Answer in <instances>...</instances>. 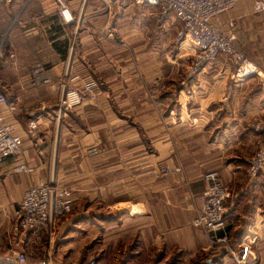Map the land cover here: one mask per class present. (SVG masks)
<instances>
[{"label": "crops", "instance_id": "obj_1", "mask_svg": "<svg viewBox=\"0 0 264 264\" xmlns=\"http://www.w3.org/2000/svg\"><path fill=\"white\" fill-rule=\"evenodd\" d=\"M258 1L264 0H238L218 24L228 32L225 24L234 22L237 47L264 72V11L253 9ZM23 2L0 3V23L21 9L19 23L0 27L6 35L0 95L7 100L0 115L23 142L18 156L0 159V264H15L12 248L26 252L25 264H241L253 238V264H264V170L247 179L248 160L262 142L251 128L264 120L258 80L234 81L226 55L193 73L184 63L188 43L173 47L181 24L172 16L159 19L156 7L87 0L75 32L62 23L54 0ZM69 5L74 12L80 0ZM118 38L129 45L121 47ZM36 64L48 84L33 77ZM66 72L96 80V96L57 120ZM152 89L157 96H150ZM91 148L98 153L88 154ZM20 165L30 172H17ZM210 171L230 191L228 253L208 249L224 231L192 226ZM41 180L72 189L75 201L52 239L36 242L12 227L24 192ZM137 203L143 216L129 213Z\"/></svg>", "mask_w": 264, "mask_h": 264}, {"label": "built area", "instance_id": "obj_2", "mask_svg": "<svg viewBox=\"0 0 264 264\" xmlns=\"http://www.w3.org/2000/svg\"><path fill=\"white\" fill-rule=\"evenodd\" d=\"M23 1V5L26 6L33 0ZM70 1L54 0V3L62 23L64 25L72 24L75 32H77L83 23V11L87 0H80V6L74 12L69 5ZM129 1L133 6L156 7L161 19L172 16L181 24L176 41L179 45L184 41L188 42L193 47L196 53V61L192 68L193 73L198 72L201 67L207 64L214 63L220 55H226L233 67L232 78L234 81L242 82L253 78L258 80L264 89V72L258 69L236 45L234 22L229 21L225 24L229 29L228 32H223L222 27L218 24L222 15L235 9L238 0H108L119 8H124ZM13 2L15 0H0V3L4 5H10ZM253 9L255 12L264 11V1L256 2ZM38 18L37 14L32 16L33 20ZM14 22L12 24H15ZM5 39L6 35L0 36V48ZM32 75L42 84L46 85L50 82L41 65L36 64L33 67ZM76 80L80 81V87L71 84ZM96 89L97 82L92 77H70L67 72L64 73L59 81L60 95L54 114L56 119L59 120L64 112L79 106L84 98L94 97ZM6 101V97L0 95V106L4 105ZM28 127L31 131L35 130L36 124L30 122ZM255 131L261 133L262 142L248 162L247 172L251 177L264 170V122H257ZM22 144V139L14 133V127L7 124L0 115V159L18 156L21 153ZM97 153L98 150L95 148L88 150L90 155ZM15 170L17 172H30V169L24 165L16 167ZM176 172L179 170L177 169ZM203 181L206 183V189L203 193L200 209L192 221V226L205 230L207 233L224 231L222 237L209 240L208 249L217 248L228 253L231 248L225 230L227 225L224 214L230 191L219 181V175L216 171L204 174ZM74 201L75 196L72 189L60 186L53 181L41 180L24 192L18 209L14 213L15 223L12 230L16 233H29L36 242L43 237L50 241L55 234L59 221L72 212ZM129 213L135 216H143L146 211L142 204L137 203L133 205ZM254 241L255 238L244 246L243 255L238 263H255L256 254L249 246ZM9 259L15 264H25L27 254L22 249L12 248L9 251ZM39 264H46V261ZM87 264L96 263L94 259H91Z\"/></svg>", "mask_w": 264, "mask_h": 264}, {"label": "rangeland", "instance_id": "obj_3", "mask_svg": "<svg viewBox=\"0 0 264 264\" xmlns=\"http://www.w3.org/2000/svg\"><path fill=\"white\" fill-rule=\"evenodd\" d=\"M10 11H17L18 13V16L20 15L19 14V10L18 9H14V10H10ZM17 14H15V12H14V14H10L9 16L7 15V17H6V19H5V21H2V23H0V27H3V26H1V25H5L6 23H7V26L8 27H10L11 25H16L17 23H18V21H19V19H20V17H18L17 16ZM18 17V18H17ZM159 19H160V17H159ZM15 21V22H14ZM1 22V21H0ZM3 22H5V23H3ZM15 23V24H12V23ZM179 31V30H178ZM178 31H177V33H178ZM177 33L175 34V37H174V45H173V47H179V43H177V41H176V36H177ZM123 38H118L117 39V42H119L118 44H120V46L121 47H125V46H127V45H129L128 44V42H126V41H124V40H122ZM116 40V39H115ZM176 43V44H175ZM184 43H188V42H185L184 41ZM123 44V45H122ZM187 45H189V48H187L186 47V45H185V48L183 47V54H184V63H188V64H190V66L193 68V65L195 64V58H196V53H195V51H194V49H193V47L188 43ZM187 56V57H186ZM192 70V69H191ZM192 73V72H191ZM188 75H189V73H188ZM97 90V89H96ZM96 90H95V92H94V96H96ZM156 93H157V90L156 89H152L151 91H150V96H152V97H154V96H157L156 95ZM56 106H57V104H56ZM257 122H259V121H252L251 122V128H252V130L257 134V135H261V133H259V132H257V131H255V125H256V123ZM260 122H264V120H262V121H260ZM261 139H262V135H261ZM251 157H252V155H251ZM251 157L249 158V160L251 159ZM249 160H248V162H249ZM162 171H165V172H167L168 171V169H163ZM247 171H248V168H247ZM263 171V170H262ZM260 173V172H259ZM258 173V174H259ZM258 174L256 175V176H254V177H251L249 174H248V172H247V179H255L257 176H258ZM63 219V218H62ZM61 221V220H60ZM59 221V222H60ZM53 236H54V234H53ZM255 242H256V240L254 241V242H252L251 244H249V246H250V248H252V250L255 252V254L257 253L256 252V249H255ZM49 253V252H48ZM47 255V254H46ZM256 256H257V254H256ZM49 257H50V254H49V256H48V259H49ZM29 258H32V256H31V254H30V256H29ZM91 259H89L88 261H90ZM95 260V259H94ZM256 260H257V258H256ZM42 261H45V260H42ZM48 261V260H47ZM47 261H46V264H47ZM88 261H87V263H88ZM86 263V264H87ZM95 263L97 264V261L95 260Z\"/></svg>", "mask_w": 264, "mask_h": 264}]
</instances>
